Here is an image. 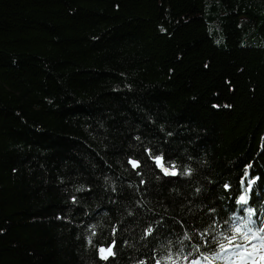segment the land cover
Returning <instances> with one entry per match:
<instances>
[{"label":"trees","instance_id":"16d2710c","mask_svg":"<svg viewBox=\"0 0 264 264\" xmlns=\"http://www.w3.org/2000/svg\"><path fill=\"white\" fill-rule=\"evenodd\" d=\"M263 175L264 0H0V264L264 258Z\"/></svg>","mask_w":264,"mask_h":264},{"label":"rangeland","instance_id":"374dc122","mask_svg":"<svg viewBox=\"0 0 264 264\" xmlns=\"http://www.w3.org/2000/svg\"><path fill=\"white\" fill-rule=\"evenodd\" d=\"M256 178L257 177H253V178H250V180H249V186H248V191H251V189H252V187H253V185H254V183H255V181H256ZM252 180V181H251ZM243 197H244V195H242ZM241 196V197H242ZM240 197V198H241ZM239 198V199H240ZM241 200V199H240ZM264 224V223H263ZM253 239H258V240H260V238H259V236H257V235H254L253 236ZM242 264H264V258L262 257V258H260V259H255V260H253V261H251V260H247V261H245L244 263H242Z\"/></svg>","mask_w":264,"mask_h":264},{"label":"snow or ice","instance_id":"6c2138e0","mask_svg":"<svg viewBox=\"0 0 264 264\" xmlns=\"http://www.w3.org/2000/svg\"><path fill=\"white\" fill-rule=\"evenodd\" d=\"M157 161L159 162V158H157ZM131 163L133 164V167H136L137 166V164H136L135 161H132ZM165 174H168L167 170H165ZM172 174L175 175V173H172ZM240 199H241V201H244L245 200V197L242 196ZM262 231H264V229H262ZM237 232H239V229H237ZM100 251L101 252H104L105 250L104 249H101ZM108 251L110 253L111 252V249H109ZM102 258L107 259V256H104Z\"/></svg>","mask_w":264,"mask_h":264},{"label":"bare ground","instance_id":"6f19581e","mask_svg":"<svg viewBox=\"0 0 264 264\" xmlns=\"http://www.w3.org/2000/svg\"><path fill=\"white\" fill-rule=\"evenodd\" d=\"M263 176H264V175H263ZM261 178H262V177H261ZM261 178H260V179H261ZM240 180H242V179L240 178ZM251 181H252V180H251ZM247 188H248V187H247ZM238 189H239V188H238ZM245 193H246V192H245Z\"/></svg>","mask_w":264,"mask_h":264}]
</instances>
